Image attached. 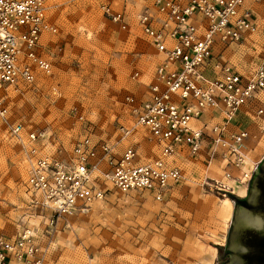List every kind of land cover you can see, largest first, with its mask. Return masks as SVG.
<instances>
[{"label":"built area","instance_id":"1","mask_svg":"<svg viewBox=\"0 0 264 264\" xmlns=\"http://www.w3.org/2000/svg\"><path fill=\"white\" fill-rule=\"evenodd\" d=\"M49 5L0 0V90L52 72L42 52V40L58 30ZM97 6L118 30L143 37L157 53L144 89L121 98L130 123L117 122L109 138L84 135L65 157L49 155L38 144L45 131L10 121L0 96V119L22 153L24 186L51 210L49 226L112 189L144 190L164 201L197 164L202 189L246 191L264 157V148H256L264 140V0H98ZM138 126L148 131L155 156H142ZM210 168L217 178L206 173ZM44 254L27 226L0 232V264H43Z\"/></svg>","mask_w":264,"mask_h":264},{"label":"rangeland","instance_id":"2","mask_svg":"<svg viewBox=\"0 0 264 264\" xmlns=\"http://www.w3.org/2000/svg\"><path fill=\"white\" fill-rule=\"evenodd\" d=\"M97 1L49 0L58 30L42 40V52L52 72L37 71L35 83L0 90L10 121L45 131L38 141L43 153L65 157L84 135L111 137L117 122L130 123L123 94L141 92L150 80L155 49L143 37L118 30ZM244 52L246 57L251 50ZM136 136L142 156H155L146 128L138 126ZM256 148H264V140ZM186 172L188 179L164 201L144 190L112 189L50 227L51 210L26 190L22 153L0 119V232L30 228L45 249L43 264H216L215 245H225L234 202L228 197L227 209L223 194L199 186L202 165Z\"/></svg>","mask_w":264,"mask_h":264},{"label":"water","instance_id":"3","mask_svg":"<svg viewBox=\"0 0 264 264\" xmlns=\"http://www.w3.org/2000/svg\"><path fill=\"white\" fill-rule=\"evenodd\" d=\"M218 191L230 197L234 206L225 245H215L216 264L225 246L231 254L230 264H264V157L251 172L246 196Z\"/></svg>","mask_w":264,"mask_h":264},{"label":"bare ground","instance_id":"4","mask_svg":"<svg viewBox=\"0 0 264 264\" xmlns=\"http://www.w3.org/2000/svg\"><path fill=\"white\" fill-rule=\"evenodd\" d=\"M249 157L251 155V152L250 154L248 153ZM213 168H210V169H207L206 173L214 178H217V173L216 175H212L210 171H212ZM244 189L243 188H240L238 190V195H243L244 194ZM221 200L224 202V204L226 205V208L229 209V207H231V200L228 198V196H225L223 195V197L221 198ZM84 210V209H83Z\"/></svg>","mask_w":264,"mask_h":264},{"label":"flooded vegetation","instance_id":"5","mask_svg":"<svg viewBox=\"0 0 264 264\" xmlns=\"http://www.w3.org/2000/svg\"><path fill=\"white\" fill-rule=\"evenodd\" d=\"M244 196H246V193L244 194ZM223 253L221 254L220 261L218 264H230L231 263V254L228 251V249L226 250V246L223 249Z\"/></svg>","mask_w":264,"mask_h":264}]
</instances>
